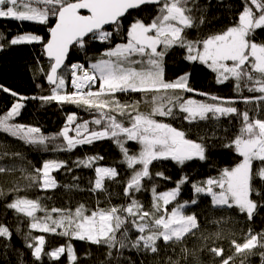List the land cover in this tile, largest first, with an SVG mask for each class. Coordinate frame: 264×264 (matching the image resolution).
I'll return each instance as SVG.
<instances>
[{
    "label": "trees",
    "instance_id": "obj_1",
    "mask_svg": "<svg viewBox=\"0 0 264 264\" xmlns=\"http://www.w3.org/2000/svg\"><path fill=\"white\" fill-rule=\"evenodd\" d=\"M75 1L23 0L40 13L36 20L41 22L0 17V264H264V157L249 163L252 213L235 204L214 205L209 195L201 193L207 180H217L242 161L239 140L261 135L264 91L233 76L219 82L211 68L190 60L188 53L189 47L198 48L240 26L245 13L250 16L247 41L264 49V0H177L182 9L177 8L190 23L164 54L162 67L166 82L188 74L186 86L178 92L159 87L109 91L101 88L98 79L91 96L57 100L48 83L51 61L44 57L43 47L58 10ZM168 1L130 11L116 24L74 44L59 72L68 84L66 92H73L72 65L93 72L90 64L125 43L134 22L158 23L160 8ZM22 34L35 35L39 41L15 42ZM252 77L264 85L263 74ZM188 100L219 103L228 111L189 115L180 108ZM16 102L22 104L18 115L4 121ZM138 117L178 132L181 139L171 140V153L188 142L187 150L193 156L177 160L164 155L141 163L140 144L128 137ZM3 122L35 130L32 141L2 129ZM64 127H69L65 134ZM90 132H96L95 137ZM104 133L106 137L100 136ZM196 146L199 154L194 151ZM49 162L59 165L51 172L54 185L45 187L43 169ZM102 166L111 168L113 175L97 186V168ZM177 187L176 198L166 201L165 213L187 204L183 212L195 217L196 226L181 239H165L159 233L163 227L154 223L159 211L163 216L166 204L157 194ZM27 209L35 212L27 215ZM76 211L112 214L114 229L108 237L90 241L72 237L62 228L51 231L34 225L46 213L55 221L54 228L59 219L65 222ZM144 225L157 236L154 246L142 241ZM39 238L43 245L37 257L34 249ZM252 239L254 244L243 248ZM68 245L74 251L73 261L67 253L58 258L50 255Z\"/></svg>",
    "mask_w": 264,
    "mask_h": 264
},
{
    "label": "rangeland",
    "instance_id": "obj_2",
    "mask_svg": "<svg viewBox=\"0 0 264 264\" xmlns=\"http://www.w3.org/2000/svg\"><path fill=\"white\" fill-rule=\"evenodd\" d=\"M22 1L23 0H0V17L37 21L36 19H39L41 16L40 13L32 11L29 5ZM20 4H23V7L20 6ZM172 6L181 8L177 0L163 3L160 8V11H163L161 12L162 14L158 23L157 21H154L155 23L145 25L140 21L134 22L129 29L128 39L125 43L117 44L108 52V57L105 59L90 64V68L95 74L92 73L86 75V73L83 72L75 77V80H73L75 84H73V82L71 84L73 89L72 93L68 94L66 92L68 90V84L65 78L58 74L56 85L52 89V96L57 100L79 96L77 94H82L81 96H91V88L89 87L87 89L84 88L81 91L76 89L80 80L84 81L85 78H87L86 83L89 82V84L93 85H96L98 79H100L101 88L106 87L104 89L109 91H145L156 87H159V89H165L170 93L182 90L187 84V73L178 77L173 82H166L163 77L162 61L164 54L177 41L182 28L190 23L187 16H179L170 12L169 8ZM249 26L250 16L248 13H245L240 26L232 28L222 35L206 40L198 48L189 47V59H197L211 68L215 72L219 82L226 80L229 76H233L235 79L244 83H250L249 87L254 90L264 91V85H262L257 78L252 77L257 74L264 75V49L257 45L250 44L247 41V30ZM100 32L102 31L96 33ZM14 41L33 42L39 41V37L32 34H22L16 37ZM243 45L246 47L245 49L243 48L240 58L245 61V64L244 67L238 69L239 72L236 74L235 72H232L230 67L237 64L233 59L236 57L237 51L242 48ZM84 84L85 83L81 84V87H83ZM156 96L163 95L157 94ZM174 96H178V94H175ZM21 105V102H16V104L3 117L4 121L15 118L18 115ZM157 106L162 108L158 104ZM180 108L186 111L189 115L201 114L206 111H228L219 103L209 105L195 100L185 101ZM134 124H136V128L128 132V137L140 144L141 151L139 161L141 163L147 162L149 159L157 156L173 155L174 152L171 153L172 148L170 147L172 145L171 140L181 139V137L177 135L178 132L163 125L157 126V123L145 117L136 118ZM12 125L3 122L1 128L7 130L15 137H22L26 142L32 141V134L35 133V130H24L22 127H14L15 125ZM68 128L69 127L63 128V134L67 133ZM259 128L261 130V135L256 134L251 139L238 141V151L242 155V161L239 165L231 170H225L222 176L217 180H207V187L206 189H203L204 191L201 193L209 195L212 198L214 205L221 206L235 204L248 214L252 213L254 210V204L249 198L248 174L251 159L264 157L263 122L259 124ZM138 129L141 131H138ZM72 130L75 133L77 129L75 128ZM89 134H92L91 136L95 137L96 132H90ZM103 135L105 137L107 136L106 133L101 134L100 136ZM27 136L30 139H28ZM94 139L96 140V138ZM72 140L74 142V139ZM194 151L196 154H199V147L196 146ZM177 160L179 159L177 158ZM57 165L59 164L56 162H49L43 169V182L45 187H51L54 185L51 178V172L52 169L57 167ZM110 175H113V170L111 168L103 166L98 167L97 181L95 184L100 186L103 182V178ZM177 194L178 187L157 194V199L166 203V201L169 202L175 199ZM19 202L17 203L19 204ZM167 204L168 203L163 206V216L161 217V211H159L158 218L156 219L154 217V223L156 221V223L163 227V230L159 233L165 239H181L185 234L195 228L196 219L194 216L186 215L183 212V209L187 204H184L180 206V208L174 209L169 214H166L165 206ZM34 212L35 210L33 209L25 210L27 215H33ZM112 218V214L110 215L104 212H95L92 215H84L81 214L80 211H76V213L65 222H63V219H59L57 227L53 228L52 226L55 224V221L52 219V216H46L45 213L43 214V217L40 216L39 218H36L38 222L34 225L39 229L51 231H56L58 228H62V232L69 233L72 237L97 241V239L108 237L114 229L111 224V221H113ZM140 218L141 217L138 219ZM157 227L158 225L154 224L153 228L157 229ZM141 231L142 241L145 244H152L154 246L157 236L149 231V229L145 230V225L141 226ZM38 241L39 244L34 249V254L37 257L41 255L43 239L39 238ZM253 244L254 239L247 242L243 248L250 247ZM63 253H67L69 261H73L74 251L70 245L54 249L50 252V255L53 258H58Z\"/></svg>",
    "mask_w": 264,
    "mask_h": 264
},
{
    "label": "water",
    "instance_id": "obj_3",
    "mask_svg": "<svg viewBox=\"0 0 264 264\" xmlns=\"http://www.w3.org/2000/svg\"><path fill=\"white\" fill-rule=\"evenodd\" d=\"M160 0H77L62 6L49 31L48 42L43 47L44 57L51 61L48 83L54 87L58 74L65 66L71 47L85 37L116 24L128 12L144 5H158ZM170 12L179 16L183 12L171 7ZM245 64L244 60H241ZM182 142L173 151V157L187 159L193 153Z\"/></svg>",
    "mask_w": 264,
    "mask_h": 264
},
{
    "label": "flooded vegetation",
    "instance_id": "obj_4",
    "mask_svg": "<svg viewBox=\"0 0 264 264\" xmlns=\"http://www.w3.org/2000/svg\"><path fill=\"white\" fill-rule=\"evenodd\" d=\"M245 45L242 46V48H240L238 51H237V54H236V57H234L233 61H236V65L235 66H231V70L232 72H235L236 74H238L239 70L238 69H241V67H244V64H242L241 62V53L243 52V48L245 49ZM241 61V62H240Z\"/></svg>",
    "mask_w": 264,
    "mask_h": 264
},
{
    "label": "bare ground",
    "instance_id": "obj_5",
    "mask_svg": "<svg viewBox=\"0 0 264 264\" xmlns=\"http://www.w3.org/2000/svg\"><path fill=\"white\" fill-rule=\"evenodd\" d=\"M86 73V75H88V74H90L92 71H90L89 69H82V68H80L79 67V69L77 70V72H76V76L77 75H80L81 73ZM87 82V78H85L84 79V81L83 80H80V84H83V83H86Z\"/></svg>",
    "mask_w": 264,
    "mask_h": 264
},
{
    "label": "clouds",
    "instance_id": "obj_6",
    "mask_svg": "<svg viewBox=\"0 0 264 264\" xmlns=\"http://www.w3.org/2000/svg\"><path fill=\"white\" fill-rule=\"evenodd\" d=\"M130 29V28H129ZM79 67L80 68H82V69H86L84 66H78V65H75V66H73V67H71V76L72 75H74V74H76V72H77V70L79 69ZM93 72H91L90 74H92ZM94 74V73H93ZM81 90H83V89H81ZM80 90V91H81ZM86 91V90H85ZM79 96H81L82 94H78Z\"/></svg>",
    "mask_w": 264,
    "mask_h": 264
}]
</instances>
